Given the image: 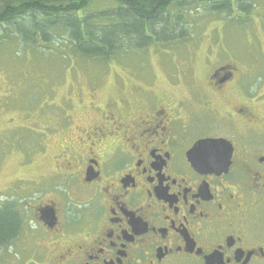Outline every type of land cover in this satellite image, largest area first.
Segmentation results:
<instances>
[{"label": "flooded vegetation", "instance_id": "flooded-vegetation-1", "mask_svg": "<svg viewBox=\"0 0 264 264\" xmlns=\"http://www.w3.org/2000/svg\"><path fill=\"white\" fill-rule=\"evenodd\" d=\"M263 67L92 101L0 264H264Z\"/></svg>", "mask_w": 264, "mask_h": 264}, {"label": "rangeland", "instance_id": "rangeland-1", "mask_svg": "<svg viewBox=\"0 0 264 264\" xmlns=\"http://www.w3.org/2000/svg\"><path fill=\"white\" fill-rule=\"evenodd\" d=\"M168 10L171 40L158 25L148 45L110 61L63 57L61 44L42 51L13 37L0 49V206L49 192L59 148L89 123L92 101L120 102L140 87L164 93L180 79L190 87L193 72L203 86L217 62H264V0L232 18L196 4Z\"/></svg>", "mask_w": 264, "mask_h": 264}, {"label": "trees", "instance_id": "trees-1", "mask_svg": "<svg viewBox=\"0 0 264 264\" xmlns=\"http://www.w3.org/2000/svg\"><path fill=\"white\" fill-rule=\"evenodd\" d=\"M194 4L232 18L237 11L248 15L255 0H0V49L13 37L42 51L61 44L63 57L110 61L148 45L158 25L171 40L168 9L180 13ZM20 218L12 202L0 206V250L18 236Z\"/></svg>", "mask_w": 264, "mask_h": 264}, {"label": "water", "instance_id": "water-1", "mask_svg": "<svg viewBox=\"0 0 264 264\" xmlns=\"http://www.w3.org/2000/svg\"><path fill=\"white\" fill-rule=\"evenodd\" d=\"M209 143V142H208ZM201 145H206V142L202 143Z\"/></svg>", "mask_w": 264, "mask_h": 264}]
</instances>
